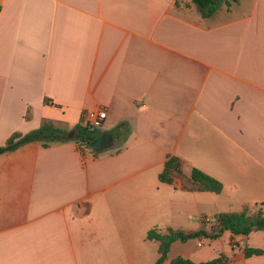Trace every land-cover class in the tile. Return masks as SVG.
<instances>
[{"label": "crops", "instance_id": "1", "mask_svg": "<svg viewBox=\"0 0 264 264\" xmlns=\"http://www.w3.org/2000/svg\"><path fill=\"white\" fill-rule=\"evenodd\" d=\"M98 107L104 149L0 152V264H155L149 228L196 229L264 202V0L208 16L192 0H0V145L42 119L74 131ZM169 154L222 189L161 181ZM227 231L229 252L220 234L177 255L264 264L244 253L264 249V230Z\"/></svg>", "mask_w": 264, "mask_h": 264}, {"label": "trees", "instance_id": "2", "mask_svg": "<svg viewBox=\"0 0 264 264\" xmlns=\"http://www.w3.org/2000/svg\"><path fill=\"white\" fill-rule=\"evenodd\" d=\"M200 10L203 16L210 15L219 5L224 2L228 7L237 0H192ZM69 129L50 119H42L40 125L26 132L13 131L0 145V152L11 150L17 146L32 140H39L43 145H48L54 140L74 139L78 145H82L78 141L80 137L87 139L93 138L96 134L86 129L82 125L74 126L73 136H68ZM120 130H112V133H118ZM93 149V148H92ZM98 151V149H93ZM161 181L173 182L177 179L183 188L190 190H213L220 191L222 183L215 177L205 173L201 169L192 166L189 173H185L182 169V162L179 156L169 154L164 161L163 168L158 175ZM229 230L232 233L248 234L252 230H264V202L254 203L252 205L245 204L239 210L219 211L214 215L213 220L208 223L202 221V225L196 229L189 228H173L167 227L161 230L159 227H151L146 231V238L157 241L158 256L155 264H161L167 258L170 244L174 240L184 241L194 237L215 238L221 234L223 230ZM245 255L264 254V249L259 247L245 246ZM229 257L222 252L217 255L195 261L189 257L176 255L170 259V264H220L227 263Z\"/></svg>", "mask_w": 264, "mask_h": 264}, {"label": "rangeland", "instance_id": "3", "mask_svg": "<svg viewBox=\"0 0 264 264\" xmlns=\"http://www.w3.org/2000/svg\"><path fill=\"white\" fill-rule=\"evenodd\" d=\"M196 226H199V225H196ZM192 228H195V227H192ZM228 233L229 232L227 230H225L221 233V235H223L222 239L224 240L223 245H224V248L226 250L225 252H229V250H231V243L229 240ZM209 241H211L210 238H209ZM196 245H197L196 240H194V239H187L186 241H174L170 247L168 254L169 255H177L180 252H182L183 247L193 248ZM152 260H153V258L151 259V261H150V258L149 259L146 258V259H144L142 264H154V261H152ZM166 263H168V262L164 261L163 264H166Z\"/></svg>", "mask_w": 264, "mask_h": 264}, {"label": "built area", "instance_id": "4", "mask_svg": "<svg viewBox=\"0 0 264 264\" xmlns=\"http://www.w3.org/2000/svg\"><path fill=\"white\" fill-rule=\"evenodd\" d=\"M105 117L106 110L103 107H98L96 109H93L92 111H88L87 113H85L82 121V126L92 131V129L98 128L102 125ZM81 146L87 147V145L83 143ZM200 243L201 242L198 241V244ZM232 246H235V241H232Z\"/></svg>", "mask_w": 264, "mask_h": 264}, {"label": "water", "instance_id": "5", "mask_svg": "<svg viewBox=\"0 0 264 264\" xmlns=\"http://www.w3.org/2000/svg\"><path fill=\"white\" fill-rule=\"evenodd\" d=\"M74 131L70 130L68 132V136L71 137L73 136ZM79 142L86 144L89 148L93 149H104L108 147L111 143V135L107 132H100L96 134L93 138L87 139L85 137H80L78 139Z\"/></svg>", "mask_w": 264, "mask_h": 264}]
</instances>
